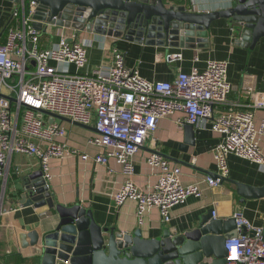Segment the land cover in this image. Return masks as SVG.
Returning a JSON list of instances; mask_svg holds the SVG:
<instances>
[{
	"label": "built area",
	"instance_id": "1",
	"mask_svg": "<svg viewBox=\"0 0 264 264\" xmlns=\"http://www.w3.org/2000/svg\"><path fill=\"white\" fill-rule=\"evenodd\" d=\"M38 6L37 0L21 1L13 10L7 39L0 43V177L13 152L36 156L47 181L52 178V158L77 156L100 164L115 159L125 176L113 195L116 204L134 200L139 223L156 207L167 223L172 207L190 196H202V189L197 183L184 184L180 165L160 152H151L147 163L157 171L158 179L146 191L134 181L133 159L158 122L178 113L180 126L209 120L212 131L221 136L213 148L219 177L211 179L212 184L229 176L231 154L264 170V91L257 90L253 77L244 79L250 103L242 109L229 101L232 85L227 60H209L203 71L180 72L172 81L149 80L137 68L127 66L124 53L114 47L109 68L83 73L88 63L86 44L62 34L57 44L42 46L41 31L35 27ZM42 110L95 127L97 132L87 144L100 152L91 157L71 146L66 126L50 122ZM257 111L262 112L258 119ZM234 218L238 234L226 241L227 264H264V226L252 223L242 211Z\"/></svg>",
	"mask_w": 264,
	"mask_h": 264
},
{
	"label": "crops",
	"instance_id": "2",
	"mask_svg": "<svg viewBox=\"0 0 264 264\" xmlns=\"http://www.w3.org/2000/svg\"><path fill=\"white\" fill-rule=\"evenodd\" d=\"M164 1L186 6L189 12L195 14L223 11L234 4V0ZM20 3L0 0V43L6 41L8 28L14 23L13 10ZM43 26L40 30L43 47L57 44L62 34L87 45L88 63L81 70L83 73H91L99 67L109 68L113 64L112 49L117 47L124 53L126 65L137 68L149 80L172 81L180 72H190L193 68L203 71L209 60H227L228 79L232 85L229 101L242 109H248L250 103L243 88L246 76L255 79L258 91H264V40L249 47L239 44L236 36L230 32L231 24L224 17L212 22L208 43H201V47L147 44L46 23ZM30 68H34L33 64ZM70 69L76 71L74 66H70ZM261 115L262 112L257 111V119ZM179 116L181 114L178 113L161 119L133 159L134 181L146 191L158 179L157 171L147 163L151 152H160L180 165L184 184L197 183L202 189V196H190L184 203L172 207L169 222L165 223L159 209L154 207L146 213L143 223H139L134 200H127L120 206L116 204L113 195L124 183L125 176L115 159L100 164L91 158L82 160L77 156L52 158V178L47 182L53 197L67 206L78 203L92 209L102 225L117 227L123 232L140 228L144 237H156L165 229L183 232L198 223L210 210L217 219H229L237 211H242L252 223L264 226V197L241 200L235 184L239 182L262 187L264 170L255 162L231 154L228 157L229 179L218 185L212 184L211 179H215L213 175L218 174L213 148L221 136L212 131L209 120H202L195 125V144L191 145L186 142V124L180 126L176 122ZM57 121L66 126V141L71 146L91 157L100 152L98 147L87 144V139L96 131L72 122ZM40 176H43V172L36 156L18 152L9 155L5 175L0 177V264H37L32 256L34 249L21 248L18 234L33 228L40 229L43 224L50 226L55 222V215L48 206H24L18 200L25 185L35 184Z\"/></svg>",
	"mask_w": 264,
	"mask_h": 264
},
{
	"label": "water",
	"instance_id": "3",
	"mask_svg": "<svg viewBox=\"0 0 264 264\" xmlns=\"http://www.w3.org/2000/svg\"><path fill=\"white\" fill-rule=\"evenodd\" d=\"M37 1L35 27L39 30L46 23L140 43L201 47V43H208L212 22L224 17L239 44L249 47L264 40V0H234L229 9L203 14L164 0ZM54 16L58 19L54 20ZM42 112L50 122H72L97 132L90 125ZM185 133L186 142L195 144V125L186 124ZM235 184L241 200L264 197V186ZM18 203L36 208L48 206L55 215L50 226L43 224L40 229L18 234L21 248L34 249L32 256L37 264H227L226 241L238 234L234 217L217 219L212 210L183 232L165 229L156 237H144L140 228L123 232L102 225L90 208L58 203L43 176L35 184L25 185ZM242 230L246 232L245 227Z\"/></svg>",
	"mask_w": 264,
	"mask_h": 264
}]
</instances>
